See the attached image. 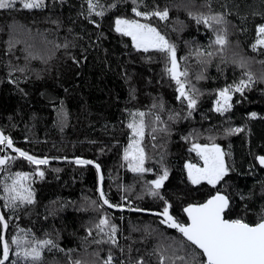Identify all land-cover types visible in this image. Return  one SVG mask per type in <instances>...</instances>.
<instances>
[{
  "label": "trees",
  "instance_id": "trees-1",
  "mask_svg": "<svg viewBox=\"0 0 264 264\" xmlns=\"http://www.w3.org/2000/svg\"><path fill=\"white\" fill-rule=\"evenodd\" d=\"M99 3L91 14L87 0H44L42 7L30 10L17 3L0 10V131L12 139L14 148L37 158H79L98 164L102 189L113 204L162 212L167 201L170 213L186 222V206L219 191L229 198L226 219L258 222L264 216V170L256 163L264 156V49L253 51L252 46L258 26L264 25V0L138 4L142 11L167 8V20L137 17L132 0ZM101 10L103 16L95 14ZM201 14L223 16L226 23L197 24L193 17ZM117 18L151 24L175 45L180 70L188 71L186 89L197 100L194 109L177 99V85L166 71L167 56L137 50L130 37L114 30ZM225 28L228 43L221 51L214 40ZM246 72L254 83L236 92L240 80H247ZM230 86L232 107L216 111L219 92ZM138 112L145 113L142 147L151 153L144 163L150 171L131 174L123 157L131 135L128 124ZM236 128L243 131L229 133ZM197 143H215L226 154L228 173L215 187L188 179L186 164L203 166L190 150ZM11 165V173L32 174L34 202L4 208L1 196L0 210L8 224L5 240L10 242L17 230L24 234V247L52 239L57 247L43 251L42 264H70V258L102 264L109 250L123 264L140 258L158 264L154 250L183 239L159 218L107 209L90 165L50 162L33 167L18 156ZM38 167L43 177L34 173ZM165 168L168 178L153 196L149 182ZM104 216L117 226L116 239L124 252L111 243L93 242L107 239L95 228ZM12 249L5 264L20 263Z\"/></svg>",
  "mask_w": 264,
  "mask_h": 264
},
{
  "label": "snow or ice",
  "instance_id": "snow-or-ice-1",
  "mask_svg": "<svg viewBox=\"0 0 264 264\" xmlns=\"http://www.w3.org/2000/svg\"><path fill=\"white\" fill-rule=\"evenodd\" d=\"M142 0H132L134 5L132 11L137 17H143L144 19H151L152 17H158L160 20H167L169 17V11L167 8L160 10L155 8L152 11L140 10L138 4ZM19 3L23 9H36L44 5V0H0V10L13 9ZM89 12L95 11L97 7H100L99 0H87ZM115 7V5H111ZM98 16H103L104 11H98L95 13ZM189 15H192L189 13ZM197 24L204 23L211 27L210 22H214L216 25L225 24L223 16H205L203 14L193 17ZM115 31L123 36L131 37L134 47L137 50H143L148 52L150 49L164 53L170 64V67L166 68V71L170 75L171 79L175 81L178 93L177 99L187 102L189 109H194L197 104V100L193 97L189 90L186 89V78L188 77L187 69L180 70V66L177 60L176 47L162 35L157 28L148 23H141L134 19H121L117 18L115 21ZM227 29H220L214 40V43L219 46L222 51L224 46L228 43L226 36ZM257 40L253 44V51L264 49V25L258 26ZM13 46L10 43V47ZM67 47V45H65ZM208 56L212 53L208 52ZM264 63V61H261ZM240 67H244V61L240 63ZM23 71V69H20ZM247 80L241 79L235 86V91L243 93L245 88L251 86L254 83L251 73H245ZM185 78V79H182ZM230 87H226L219 92V99L216 101V111L224 112L228 111L232 105ZM155 107V106H154ZM163 105H161V108ZM133 122L128 124V127L132 130L133 139L130 141L128 147L124 150V160L128 162L129 169L134 173H144L150 171L144 167L145 163V150L142 147V141L145 135V113L138 112L132 114ZM191 115V113H189ZM255 113L252 116L255 117ZM138 116L137 121L135 117ZM172 119L173 117H169ZM156 120L159 121L160 117L157 116ZM162 131L164 129H161ZM156 129H153L155 132ZM229 133L241 132L243 129L236 128L228 130ZM155 139V136H153ZM0 145L6 148L12 149L15 153H18L20 158L25 159L33 165H46L49 163L47 158H37L27 152L13 147V141L10 137L5 136L3 132H0ZM191 151H195L200 159L203 161V166H197L196 164L188 163L185 167L188 170V179L192 184H200L202 181H206L208 184L215 187L228 173V168L225 163V153L221 147L215 143L208 144H193ZM15 156L0 157V166L8 165L9 161H15ZM259 164L264 167V156L257 157ZM76 164L89 165L94 162L91 160H82L77 158ZM97 172L100 170V166L95 165ZM37 175L43 177L44 171L37 168ZM168 178V170L165 168L163 174L157 179L150 181L152 185L150 189L151 195L158 196V190L163 187L164 181ZM28 179V173L16 172L14 178H12L11 184H4L3 191L6 194L4 199L6 200L5 207L15 208L17 203L31 204L33 203V193L30 186H26L24 181ZM100 181H103V176H100ZM100 199L104 205L109 208H121V205L113 204L106 197L105 192L101 188L99 190ZM163 199V197H160ZM95 204V201L92 202ZM171 205L165 201V207L163 211L159 213L163 217L160 221L162 224H166L169 228L176 229L183 238L180 241H174L173 244H168L166 247L159 246L154 250L153 254L158 257V264H264V216H262L255 224L246 222L243 218L226 219L225 213L229 209V198L227 195L216 192L204 203L188 205L183 211L187 214L188 221L182 222L175 218L169 211ZM133 211H139L141 209H132ZM0 224L4 229H7L8 224L5 221V217L0 215ZM95 228L100 234L106 236V240H95L96 244L111 243L114 247L119 248L120 252H124V248L120 247L118 240L116 239L117 226L112 224L107 216L100 218L99 222L95 225ZM89 235H92V230H89ZM24 241L22 238L13 236L11 241L5 240L0 236V245H2V251H0V264H5L10 259V253L13 249L11 245H15V255L25 261H30L31 264H42L43 251L45 249L51 250L56 248L57 245L52 239H44L33 241L32 246L24 247ZM62 250V249H61ZM131 249L129 248V251ZM183 253V254H181ZM70 254V253H69ZM99 256V252L94 253ZM11 264H17L16 261H11ZM70 264H85V261L80 259L71 260ZM102 264H123V262L115 261V258L109 250V253L102 261ZM131 264V262H130ZM135 264H146L143 258L135 261Z\"/></svg>",
  "mask_w": 264,
  "mask_h": 264
},
{
  "label": "rangeland",
  "instance_id": "rangeland-1",
  "mask_svg": "<svg viewBox=\"0 0 264 264\" xmlns=\"http://www.w3.org/2000/svg\"><path fill=\"white\" fill-rule=\"evenodd\" d=\"M143 23V22H142ZM115 30V29H114ZM131 38V37H130ZM132 40V39H131ZM133 43V42H132ZM170 43V42H169ZM150 50H152V49H150ZM264 54V53H263ZM133 122V121H132ZM131 130V129H130ZM133 139V133H132V130H131V135H130V141ZM130 141H129V143H130ZM195 154H197L195 151H193ZM13 153V154H12ZM19 157V155H18V153H15L12 149H9V148H6L5 146H2V145H0V157H4V156H15V157H17L16 155ZM150 152L148 151V150H146L145 151V157L147 156V157H149L150 156ZM198 156V155H197ZM20 158V157H19ZM198 158L200 159V157L198 156ZM41 159H43V158H41ZM49 159H56V160H59V158H49ZM20 160H22V158H20ZM68 160H71V159H68ZM201 160V159H200ZM16 161V160H15ZM13 163V161H9V163H8V165H6V166H4L3 167V170H2V172L0 173L1 174V176H0V198H1V196H3V198L5 197V193H4V191H3V186H4V184H11L12 183V178H14L13 176H14V173H11L12 172V170H13V166L11 165ZM57 163H59V162H57ZM62 163V162H61ZM75 165H80V164H76V163H74ZM33 167H36L37 165H32ZM8 167H11V170L9 171V169L4 173V171L6 170V168H8ZM127 170L129 171V173H131V174H140V173H134V172H132L130 169H129V167L127 166ZM34 173L36 174L37 173V171H34ZM100 173H101V170H100ZM102 174V173H101ZM141 174H143V173H141ZM31 179H32V174H28V179L26 180V181H24V184L26 185V186H30V182H31ZM5 181V182H4ZM101 188H102V182H101ZM101 200V199H100ZM0 201H1V199H0ZM122 201V204L124 203L123 201H126L125 199H122L121 200ZM102 202V201H101ZM5 204H6V200L4 199V208H6L5 207ZM123 207V206H122ZM125 207V206H124ZM127 208V207H126ZM129 208V207H128ZM130 209V208H129ZM132 209H141V208H132ZM141 210H143V209H141ZM151 211V210H150ZM0 214L1 215H3L4 217H5V215L2 213V211L0 210ZM6 218V217H5ZM8 221V220H7ZM0 227H1V224H0ZM2 228V227H1ZM0 228V229H1ZM0 234H1V231H0ZM14 236H17V237H20V238H23L24 237V234H23V232L22 231H19V230H17V231H15L14 232ZM23 240V239H22ZM14 249L16 248V246L15 245H13L12 246ZM2 251V250H1ZM14 257L16 258V255H14ZM17 261H20V263L19 264H23L21 261H25V260H23V259H21V258H18V260Z\"/></svg>",
  "mask_w": 264,
  "mask_h": 264
},
{
  "label": "water",
  "instance_id": "water-1",
  "mask_svg": "<svg viewBox=\"0 0 264 264\" xmlns=\"http://www.w3.org/2000/svg\"><path fill=\"white\" fill-rule=\"evenodd\" d=\"M1 132V131H0ZM75 160L76 159H71V160H68V159H59V160H54V159H48L49 163L50 162H59V163H75ZM256 163L260 166V168L262 170H264V167H262L259 162H258V159H256ZM90 166H92L95 170H96V174H97V182H98V194H99V190L101 189V181H100V176H101V173H100V170L99 172H97V169L95 167V163L93 164H89ZM3 167L4 166H0V173L2 172L3 170ZM1 175V174H0ZM216 194V193H215ZM213 194V195H215ZM100 197V195H99ZM211 197V196H210ZM210 197H208L207 199H209ZM102 201V200H101ZM206 202V200L204 201ZM202 202V203H204ZM102 204H103V201H102ZM104 205V204H103ZM192 205H195V204H192ZM107 209L111 210V211H118V212H128V213H134V214H141V215H144V216H149V217H155V218H159L160 220L163 219V217L161 215H159V213L161 212H157V211H150V210H139V211H133L132 209H129V208H125V207H121V208H109L107 205H104ZM187 207V206H186ZM185 207V208H186ZM183 214H184V217L186 219V222L188 221V218H187V214L183 211ZM1 215V214H0ZM166 225V224H165ZM167 226V225H166ZM1 236L5 239V232H6V229L3 228V225L1 224ZM168 227V226H167ZM169 228V227H168ZM171 230L173 231H176L178 234H180L176 229H173V228H170ZM181 235V234H180ZM1 250H2V245H1ZM7 262V261H6ZM5 262V263H6Z\"/></svg>",
  "mask_w": 264,
  "mask_h": 264
}]
</instances>
